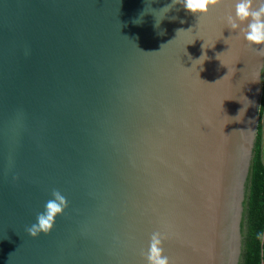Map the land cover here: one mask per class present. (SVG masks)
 <instances>
[{"label":"water","instance_id":"1","mask_svg":"<svg viewBox=\"0 0 264 264\" xmlns=\"http://www.w3.org/2000/svg\"><path fill=\"white\" fill-rule=\"evenodd\" d=\"M170 3L0 0V264H240L264 45Z\"/></svg>","mask_w":264,"mask_h":264},{"label":"clouds","instance_id":"2","mask_svg":"<svg viewBox=\"0 0 264 264\" xmlns=\"http://www.w3.org/2000/svg\"><path fill=\"white\" fill-rule=\"evenodd\" d=\"M223 3L224 0H171L170 4L159 11L167 14L180 5L197 20H200L207 16L212 8L219 7ZM226 23L232 31L240 30L249 44L264 45V4L256 7L253 0H236L235 13L227 15ZM242 25L246 27H242ZM51 197L45 202L44 211L36 214V222L26 228V232L32 238H39L41 234L50 235L54 230L57 218L63 216L69 207L68 200L60 190L53 189ZM145 260L146 264H170L169 258L164 252L163 238L158 231L153 232L150 236Z\"/></svg>","mask_w":264,"mask_h":264},{"label":"trees","instance_id":"3","mask_svg":"<svg viewBox=\"0 0 264 264\" xmlns=\"http://www.w3.org/2000/svg\"><path fill=\"white\" fill-rule=\"evenodd\" d=\"M260 117L244 202L240 264H264V71Z\"/></svg>","mask_w":264,"mask_h":264},{"label":"rangeland","instance_id":"4","mask_svg":"<svg viewBox=\"0 0 264 264\" xmlns=\"http://www.w3.org/2000/svg\"><path fill=\"white\" fill-rule=\"evenodd\" d=\"M263 123H264V118H263Z\"/></svg>","mask_w":264,"mask_h":264}]
</instances>
